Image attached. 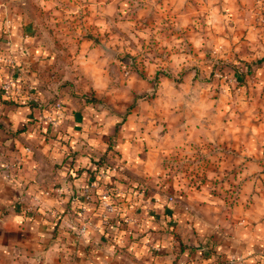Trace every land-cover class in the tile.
Returning a JSON list of instances; mask_svg holds the SVG:
<instances>
[{
	"label": "rangeland",
	"instance_id": "rangeland-1",
	"mask_svg": "<svg viewBox=\"0 0 264 264\" xmlns=\"http://www.w3.org/2000/svg\"><path fill=\"white\" fill-rule=\"evenodd\" d=\"M1 1L10 3L13 18L23 26L26 6L28 18L40 26V31H32L36 35L32 46L40 47L42 53L26 67L17 55L6 58L2 50H7V44L0 46V62H11L20 69L18 85L32 94L35 105L62 106L73 98L91 105L93 114L97 111L104 113L103 119L111 117L112 131L105 146L96 151L101 154L107 149L101 169L113 174L120 190L103 182L100 171L95 177L84 172L73 175L85 167L72 166L74 151L62 141L65 160L51 163L54 169L43 176L55 177L59 185L46 187L43 195H56L61 205L57 213L44 205L49 221L67 209L63 227L55 237L47 228L43 239L50 252L45 251L44 257L4 252L0 264H92L99 254L84 259L77 252L89 229L103 228L92 211L98 197L91 189V202L80 216L68 202L73 192L83 200V189L91 181L97 183V191L110 189L120 210L116 206L109 220L117 214L124 216L123 234L134 238L143 234L140 244L150 257L162 256L164 249L146 242L148 233H156L160 239L171 233L167 254L174 264H230L227 250L219 256L215 247L218 243L225 247L229 237L250 225L243 218L262 215L259 204L264 200L260 186H248L244 173L250 172L253 184L264 179L258 169L264 156V61L258 60L264 57V50L258 41L255 45L251 43L254 39L236 35L239 17L233 12L240 9L236 1ZM252 6L261 10L264 0H253ZM4 22L9 20L5 17ZM132 114L137 116L133 125L139 124L134 134L141 133L142 139L132 149L140 156L139 165L131 166L116 146L117 139L124 138V121ZM233 136L235 147L229 142ZM46 141L59 144L54 142L56 132ZM100 154L79 152L77 158L97 160ZM60 167L64 172L56 174ZM28 212L33 213L32 209ZM151 220L155 222L150 224ZM82 226H86L84 236L78 233ZM114 232L101 239L105 246L113 245ZM124 241L114 244L124 248ZM250 254L255 259L249 263L264 264L261 253L230 256L241 258L234 264H245ZM132 259L129 253L123 260L129 264Z\"/></svg>",
	"mask_w": 264,
	"mask_h": 264
},
{
	"label": "crops",
	"instance_id": "crops-1",
	"mask_svg": "<svg viewBox=\"0 0 264 264\" xmlns=\"http://www.w3.org/2000/svg\"><path fill=\"white\" fill-rule=\"evenodd\" d=\"M235 1L236 5L238 4V8H240L234 9L233 12L234 15H238L239 17L236 35L240 34V36L244 35L246 39H254L251 43L255 45L258 41L264 50V7L261 10L253 8V0ZM9 4V2L5 3L0 0V46L4 47V45L6 46L9 43L7 50H2L6 54V58L17 55L16 57H19L18 59L27 67V64H30L28 62H32V58H38L42 53L40 47L32 46V42L34 41L32 37L35 39L36 36L32 34V31H40V26L31 18H28V11L25 10L26 6L22 9L25 16V26L17 24L16 18H13L10 12ZM5 17L9 22L1 23V20ZM260 38L262 39L260 40ZM244 42L249 41L245 40ZM18 70L20 69L18 67L15 68L14 64L0 62V255L4 252L9 256L40 254L42 258L45 251L47 253L50 252L46 248L47 244L43 239L45 238L46 230H48L47 228H50L51 237H55L58 228L61 226L63 217L67 213V209L65 208L62 215L59 214V216L52 218L51 221L47 218L44 205L51 207L56 213L60 211L61 205L56 195L45 197L43 194L46 187H53L55 189L54 186L55 184L58 186L59 181H56L55 177H52V179L46 177L44 179L43 176L54 169L53 166L50 167L51 163L60 162L63 159L62 155L66 147L65 145H61L63 144L62 141L68 142L67 148H71L74 151L72 166L75 168H77V165L89 167L90 162L86 157H82V160L77 158L79 152L91 154L94 151L96 154H100L96 149H102L105 146L108 134L112 131L110 123L113 120H111V117L103 119L101 117L104 114L103 112L96 111L93 114L91 105L79 99L73 100V98L67 103L63 102L61 110L55 107H43L39 102L37 105L30 107L28 103H32L30 100L32 99V94H29L27 91L24 92L23 86L18 85L20 79V76L16 74ZM6 82H11L13 85L9 93L3 90V85ZM2 99L13 100L17 103L6 104L1 101ZM35 100L37 101V98ZM136 118L135 114L128 115L122 126L124 138L117 139L116 146V150L119 151L123 159H127V163L131 166L133 164L139 165L140 161V156L135 155L134 150H132L137 146L138 140L142 139L140 137L141 133H138L137 136L134 134L135 127L139 125L138 123L136 124L137 126L133 125ZM246 127L247 132H250L251 125ZM53 131L56 132L57 140L54 142L59 143H55L56 145L54 146L49 145L50 142L46 141L48 135ZM231 139H235L234 136L230 137L229 142L235 147L236 142ZM130 142L134 144L127 147V144ZM49 151L51 152L50 154ZM261 157L262 161L259 164H263V166L261 168L258 167V169L261 171L259 173L260 176L263 177L264 156L262 155ZM55 172L56 174H62L64 171L60 167ZM55 172L52 171V174L55 175ZM100 173H104V175ZM244 173L247 176L246 184L250 185L251 188L255 186L256 189L260 186V190L263 193L264 186L262 185L264 179H258V182L253 184L254 180L252 179L254 178L248 177L250 172L245 170ZM99 174L103 182L105 181L107 185L113 184V188L120 190L117 188L119 186L117 181L111 177L113 174L105 172L103 169H100ZM44 180L47 183H44ZM121 190L123 191V189ZM123 192H121L122 195L124 194ZM94 195L98 196L97 192ZM125 195L128 197L130 192L127 191ZM120 198L121 195L119 194L118 199H123ZM260 200L262 202L259 204V212L262 215L258 217L256 215L250 219H247V216L243 218L242 222H249L250 225L244 227L239 233H235L229 237V241L225 247L218 243L215 250L219 256L224 255V248L227 250V254H225L227 258L231 254L237 253L249 254L250 252H254L255 254H264V200ZM30 209L33 211L32 214L28 212ZM123 209L129 211L127 207ZM249 211L247 210L246 214ZM247 215L250 216L249 214ZM119 216L122 221H125L126 218L124 216L121 214ZM56 220H58V226L56 231L53 232V223ZM154 222L153 220L149 221L150 224ZM252 223H255V225H252ZM113 229L115 232L111 234L112 240L119 245L125 238L124 242H126V246L124 248L114 243V246H105L101 239H107L106 235L109 233H106V235L102 234L101 229L96 228V230L89 229V234L84 238L83 244L80 246L81 249L77 253L80 252L84 256V259L88 256L99 254L92 264H125L123 259L129 253L133 255L132 262H129V264H174L171 260L172 255L167 254L171 251L168 247L173 240L171 233H164L161 239L156 236V233H148L150 236L146 239V242L149 241L153 246L164 249L160 253L162 256L150 257L148 249L145 250L144 246L140 244L144 238L141 237L143 234L140 235V238L138 236L134 238L133 236L124 235L121 231H116L115 228ZM127 237L128 241H126ZM31 249L33 252L30 251ZM180 251L181 253L183 252V250ZM246 256L245 264H251L249 262L255 259L252 255L251 257ZM81 259L83 260V257ZM86 262L88 263L89 260L86 259ZM9 264H15V262L10 261Z\"/></svg>",
	"mask_w": 264,
	"mask_h": 264
},
{
	"label": "built area",
	"instance_id": "built-area-1",
	"mask_svg": "<svg viewBox=\"0 0 264 264\" xmlns=\"http://www.w3.org/2000/svg\"><path fill=\"white\" fill-rule=\"evenodd\" d=\"M9 44V43H7ZM2 59V57H0V60ZM11 63V62H8ZM13 64V63H11ZM12 83L11 82H6L3 85V90H5L6 93L10 92V89L12 88ZM17 88V87H16ZM16 91H18V89H16ZM56 109L61 110L62 106L61 104L57 103L55 106ZM97 179H99V177L97 176ZM97 187V183L95 181H91L89 184H87L84 189H83V200H79V198L75 197V195H70L69 197V206L71 207V209L73 207H75L76 209V214L77 215H83L86 211H87V207H86V203H90L91 199H92V195H91V189L93 190V192H97L98 193V198H97V203L96 205L99 207L100 209V213L97 216L98 220L101 222L102 225H106L109 222V216L116 211V206L114 205V203L111 201V195L112 193L110 192L109 188L106 189H102L101 191H97L95 190ZM118 192V191H117ZM116 192V193H117ZM171 200V198H170ZM95 205V206H96ZM93 212H96V209L94 207V210H92ZM85 231H86V226H82L79 230V235L80 236H84L85 235ZM239 259L236 257L235 255L230 256L229 258H227L228 263L230 264H234L237 261H239Z\"/></svg>",
	"mask_w": 264,
	"mask_h": 264
},
{
	"label": "trees",
	"instance_id": "trees-1",
	"mask_svg": "<svg viewBox=\"0 0 264 264\" xmlns=\"http://www.w3.org/2000/svg\"><path fill=\"white\" fill-rule=\"evenodd\" d=\"M262 61H264V57L261 58L260 60H258V62H260V63H261ZM1 101H2V102L7 101V102H5V103H15V104L17 103V102H15V101H13V100H6V99H2ZM28 104L30 105V107L35 106L34 103H28ZM106 154H107V149L104 150V151L100 154V157H99L97 160H95L94 158H93L94 160H91L90 157H89V159L87 158L89 162L93 161V162L90 163V164L93 165V167H92V168H88L87 166H84L85 168L79 167V169H78L79 173H78V172H74L73 175H76V176H77V175H80L81 172H84V173H83L84 175H89V174H90V176L95 177L96 174L100 171L102 165H103L104 162H105L104 160H105V158H106ZM128 186H130V185H128ZM134 189H137V186H134ZM141 189H142V188H141ZM74 190H75V189H74ZM74 190H73V191H74ZM143 190H144V189H143ZM73 191H72V192H73ZM137 192H139V190H137ZM140 192H141V191H140ZM73 193H74V192H73ZM97 194H98V193H97ZM113 197H114V196H113V194H112V195H111V201L114 203V198H113ZM114 205L117 206V209H118V210H120V208H119V202H118L117 204L114 203ZM95 209H96V213L99 215V213H100V209H99V207H98L97 205L95 206ZM98 215H97V216H98ZM121 224H122V220L120 219L119 214H117L116 216H114L113 218H111V219L109 220L108 224L102 226V227H103V228L101 229L102 234L109 233L113 228H115L116 231H121V232L123 233V231L120 229ZM99 225L101 226V224H99ZM57 226H58V220H56L55 223H53V232H55Z\"/></svg>",
	"mask_w": 264,
	"mask_h": 264
}]
</instances>
